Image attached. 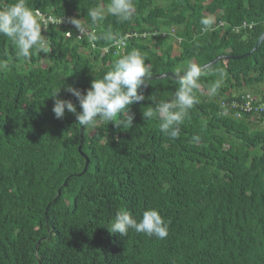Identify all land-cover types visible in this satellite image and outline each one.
<instances>
[{"label":"trees","instance_id":"obj_1","mask_svg":"<svg viewBox=\"0 0 264 264\" xmlns=\"http://www.w3.org/2000/svg\"><path fill=\"white\" fill-rule=\"evenodd\" d=\"M11 3L0 0V7ZM27 3L46 16L80 19L98 38L82 34L73 42L65 33L74 27L47 22L42 35L50 51L26 60L0 36V60L10 65L0 72V264H264V128H252L263 119L230 117L220 104L264 83V39L246 54L264 29V0H134L130 21L106 13L98 23L88 10L110 0ZM207 8L214 23L203 31ZM109 32L114 39L100 38ZM130 32L146 35L125 38L122 52L102 53ZM133 49L153 74H176L187 60L202 65L220 54L245 55L206 67L195 93L199 102L176 139L161 132L158 117L144 120L142 112L172 100L178 81H148L145 100L130 105V129L99 121L84 128L81 150L89 164L77 176L84 166L80 125L67 110L55 118L49 96L62 83L83 93ZM219 70L226 73L222 80ZM217 80L214 96L201 92ZM58 95L80 111L63 86ZM147 209L168 222L166 238L108 231L117 212L139 220Z\"/></svg>","mask_w":264,"mask_h":264},{"label":"clouds","instance_id":"obj_2","mask_svg":"<svg viewBox=\"0 0 264 264\" xmlns=\"http://www.w3.org/2000/svg\"><path fill=\"white\" fill-rule=\"evenodd\" d=\"M117 17L119 22L130 21L135 13L134 0H110L104 7H93L88 10V16L93 23L104 20L105 14ZM42 15L46 23L64 24L63 17L46 16L39 10L29 7L27 0H15V3L5 4L0 7V36L8 38L16 48L18 58L29 59L33 52L41 53L50 51L47 47V38L42 35V27L46 29V23L41 19ZM67 18V17H65ZM76 32L69 31V35L82 31L80 19L67 18ZM200 23L207 31L214 23L211 17L202 18ZM71 32V33H70ZM66 34V33H65ZM95 33H89V39L97 40ZM104 39H114L111 32ZM10 69L7 60H0V72ZM208 73V69L197 63H189L187 68L177 70L176 78L179 84L172 100L160 102L154 108L142 112L143 119L148 120L158 117L160 130L170 139H176L180 134V125L188 116V112L199 100L196 91L201 88L200 78ZM151 69L146 64L145 57L140 50L133 49L126 55L116 59L109 71L101 78L92 79L90 87L82 93L80 89L72 85H62L51 93L53 100L52 111L55 118L63 119L65 110L75 115L77 123L81 127L94 126L98 121L117 128L130 129L133 124L134 114L130 111V105L145 100L142 88L148 86L151 77ZM221 80L226 75L219 70ZM221 80H217L209 89L210 95H215L220 87ZM64 81V80H63ZM63 86L64 91L70 93L78 101L77 105L71 100L59 98V92ZM198 139V138H197ZM47 222V221H46ZM47 225V223H46ZM48 226V225H47ZM169 224L156 209H147L142 212L137 220L130 211L123 210L116 213L108 231L121 237L128 235L129 229L137 233H144L149 237L155 236L164 239L168 235Z\"/></svg>","mask_w":264,"mask_h":264},{"label":"built area","instance_id":"obj_3","mask_svg":"<svg viewBox=\"0 0 264 264\" xmlns=\"http://www.w3.org/2000/svg\"><path fill=\"white\" fill-rule=\"evenodd\" d=\"M41 19L43 22L46 23V19L42 15ZM64 25H72L68 22V19L63 17L61 19ZM255 25V22H247L244 21L242 23V26H246L248 28H252ZM82 31L76 33L75 35L72 34L69 35V31L66 32V37L70 38V41L75 42L77 39L82 37V34L89 36V31L87 28L82 26ZM236 30L238 28L235 27ZM169 33H174V29H170ZM165 34V32H162V35ZM146 33H137V32H130L126 33L124 36L118 37L117 39L113 40L108 46H105L102 48V53L108 51L110 47L114 48L115 52H122L123 47L125 44V38L130 37H140L145 36ZM89 41H91L89 39ZM179 41V40H178ZM221 106L224 108L223 113L233 117V118H244L246 117L247 120H254L257 121L259 119L264 120V93H252L250 91H243L237 95H234L233 97L229 98L227 101H221Z\"/></svg>","mask_w":264,"mask_h":264},{"label":"water","instance_id":"obj_4","mask_svg":"<svg viewBox=\"0 0 264 264\" xmlns=\"http://www.w3.org/2000/svg\"><path fill=\"white\" fill-rule=\"evenodd\" d=\"M264 39V29L260 32V34L258 35V37L256 38L255 40V44L254 46L252 47L251 50L248 51V53L246 54H250L256 47L258 44H260V42ZM245 55V54H244ZM244 55H240V56H234V55H229V54H220V55H217L215 56L213 59H211L210 61L202 64V66H204L205 68L216 63L219 59H236V58H241L242 56ZM151 77H150V80H155V79H164L166 77H170V78H174V79H177L176 78V74L172 73V72H163V73H158V74H153L151 73ZM84 128L85 127H79V145H78V151L80 152V155L84 158V166L82 168V170L80 172H78L76 175L77 176H80L82 175L86 170H87V167H88V164H89V159L88 157L82 152L81 150V144L83 142V132H84ZM59 192V191H58ZM58 192L56 193L55 197L52 199L54 200L56 198V196L58 195ZM50 204V202L48 203ZM48 206V205H47ZM47 208V207H46ZM44 215L46 216V209L44 211ZM47 223V222H46ZM39 241V240H38ZM34 255L37 259V243L35 245V250H34ZM38 261V259H37ZM38 264H40V262L38 261Z\"/></svg>","mask_w":264,"mask_h":264},{"label":"rangeland","instance_id":"obj_5","mask_svg":"<svg viewBox=\"0 0 264 264\" xmlns=\"http://www.w3.org/2000/svg\"><path fill=\"white\" fill-rule=\"evenodd\" d=\"M205 15H207L208 17H211V18L214 17L213 14L210 13V11H209L208 8L205 10ZM179 43H180V41H178L176 44L173 45L174 46V50H173L174 53L177 52V47H179ZM189 63H195V62L193 60H187V61H185L184 64H180L179 63L176 66V70L182 68V66H188ZM42 64L43 65H46L45 59H43ZM242 89H243V91L244 90H248V91H250L252 93H255V92L258 93V91H263L264 92V83L257 84L254 87H249V88H245L244 87ZM201 92L202 93H205V94H208L209 93L208 91H202V90H201ZM238 119H242V118H238ZM258 126L261 127V128H264V120H259V124L257 126L252 124V128L253 129L254 128H258Z\"/></svg>","mask_w":264,"mask_h":264}]
</instances>
